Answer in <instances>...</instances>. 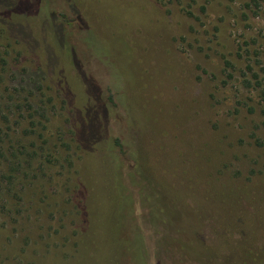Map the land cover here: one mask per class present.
Listing matches in <instances>:
<instances>
[{
    "label": "rangeland",
    "instance_id": "1",
    "mask_svg": "<svg viewBox=\"0 0 264 264\" xmlns=\"http://www.w3.org/2000/svg\"><path fill=\"white\" fill-rule=\"evenodd\" d=\"M0 10L19 14L14 22L23 30H8L0 17V264H85L79 204L71 198L84 179L60 172L57 162L74 153L65 77L81 81L82 92L87 78L106 101L117 64L99 61L89 36L129 47L123 68L135 81L127 85L138 96L128 90L130 97L139 99L108 105L138 242L123 263L110 258L115 234L99 236L98 264H193L182 263L178 243L212 240L229 192L240 193L236 229L264 212L244 194L264 189V0H0ZM16 155L33 160L11 173L6 160ZM97 167L101 178L112 170L101 161ZM120 204L114 198L105 209L106 231L117 222L128 229ZM263 239L264 232L249 236L253 251L241 246L236 264H264Z\"/></svg>",
    "mask_w": 264,
    "mask_h": 264
},
{
    "label": "trees",
    "instance_id": "2",
    "mask_svg": "<svg viewBox=\"0 0 264 264\" xmlns=\"http://www.w3.org/2000/svg\"><path fill=\"white\" fill-rule=\"evenodd\" d=\"M2 16V20L5 22V25L3 26H6L8 30H13L14 27H16L15 29H19V31L23 33L22 26H17L14 22V19L18 18L19 14H11L9 16L0 14V17ZM78 20L81 21L80 18ZM85 41L88 49L91 50L99 61H108V64L111 65L110 60L114 58L117 61V64L110 66L111 84L108 85L107 88V102L103 98L104 95L102 91L87 78L83 79L86 92H82L83 87L81 81L76 80V77L72 79L65 77L64 96H66V98L63 103L64 105L67 104L71 109L69 110V124L71 126V132H73V139L67 147L69 150L71 149L74 151V153L72 154L71 152L70 159L64 158L61 162H57V165L60 172H66L65 174L71 176V171L73 169L75 174H82L84 179L82 185L79 183L80 185L77 186L78 190L76 191L77 193L80 190L82 191L81 198L79 199L77 197V193H75L74 196L72 195L71 198L72 201L76 200L77 204H79L77 207L80 210L81 224L83 227L80 241L85 248V264H98L99 259L102 258V256L98 254L97 238L101 235L105 236L112 234H115V238L118 240L119 245L113 247L114 254H112L110 258L117 261L119 259L123 260L124 263L126 259L130 258L132 247L133 245H136L138 241L137 235L131 227L133 194H127L130 188L129 183H125V180H127L128 177H124L122 172L123 163L120 157V150L123 148L122 139L108 127V105L111 107H117L118 104L129 106L132 103V106H135V103L139 102V99L130 97L128 92V90H131L134 93L136 92L134 88L132 89L127 85L132 82L135 84L134 77L129 71V66L123 68V66L131 60L132 54L129 47L126 46L120 38L110 40L108 43L103 41L101 43L97 41L95 37L89 36ZM63 47L66 60L69 62L72 61V59L74 60V51L69 47L67 48L66 45H63ZM71 88L77 92L78 96H71ZM136 95L138 96V94ZM42 98L44 99V97ZM52 99L55 102L54 96ZM11 114H15V112L12 111ZM13 149L15 153H17L15 146ZM56 154H58V152ZM2 156L4 157V155ZM32 160L31 157L30 159H21L16 155L12 156V160L9 161V159H7L6 161L12 168L10 169L8 166L9 171L15 173V167L17 168L16 171L22 172V169L24 170ZM76 161H78L79 169L74 168L76 166ZM99 161L102 162L104 167L109 165L112 169L109 174L105 173V176L102 178L101 176L103 175V172L100 173L97 167ZM45 170L40 168L39 171ZM112 174H114V176H112ZM130 179V183L136 185L135 182L137 178L131 176ZM49 181L53 184V177H49ZM71 183L72 181L70 180L69 184ZM145 184L147 183L145 182ZM101 191L102 193H100ZM258 193H261L260 198L256 195ZM262 193L264 194V189L259 186H256V190L247 188L244 192L249 201L257 202L258 204H254L259 207L264 206L262 205L264 204V196ZM190 195L193 199L192 193ZM100 197H102V201ZM114 198H119L121 201L119 213L121 212V215H124L126 212L128 213L129 227L127 230H122L118 222L117 224L115 223L116 225L112 227V229L108 231L105 230L103 214L110 201ZM222 198L225 199L223 205L225 206L227 217L224 218V221L219 220L216 227L213 228L212 235L214 238L212 240H202L200 237L194 235L192 239H190L188 245L182 247V243H178L182 263L191 261L193 264H211L213 262L218 263V261L225 260L226 263L230 264L232 259L235 264L239 263L241 260V252H239V249L241 246L244 250L250 248V250L253 251L254 246L251 245L249 236L256 232L262 233L263 235L264 212H262V210L260 211L261 214L254 218L250 217L251 220H246L243 223V226L239 224V229H236L237 227L232 219L237 217V214L234 212L239 209L237 201L240 199V193L236 192L234 194L229 192L228 194L223 195ZM125 200L129 201L127 205L128 211L126 210ZM195 201L196 200H194V202ZM201 201L200 199L199 201H196L199 203L197 204L199 207L203 205V203H200ZM243 231L244 234L246 233L247 237H244V234H242ZM258 248H262V251H264V243L260 244ZM139 253L140 251L136 246L133 256L139 255ZM138 264H144L142 258L138 259Z\"/></svg>",
    "mask_w": 264,
    "mask_h": 264
}]
</instances>
